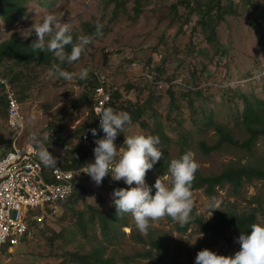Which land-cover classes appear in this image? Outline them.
Instances as JSON below:
<instances>
[{
    "label": "rangeland",
    "instance_id": "374dc122",
    "mask_svg": "<svg viewBox=\"0 0 264 264\" xmlns=\"http://www.w3.org/2000/svg\"><path fill=\"white\" fill-rule=\"evenodd\" d=\"M138 1L142 2L139 16L135 12ZM104 2L53 0L48 8L38 1L28 6L27 16L16 29L25 39H38L34 25L42 23L46 14L55 15L61 25L70 24L78 37L93 35L99 22L103 24V36L95 37L68 70L86 69L89 75L85 80L50 77L47 67L23 70L29 89L27 99H19L26 119L20 143L33 144L34 134L56 138L55 134L61 129L69 138L68 149L80 144L76 131L94 120L92 98L96 75L106 82L107 89L118 93L113 108L117 113H124L121 107L132 111L140 106L145 109L146 103L151 105L141 121L132 120L126 124L124 132H119L114 141L118 152H122L127 147L124 145L126 136L141 133L159 136L158 147L163 152L161 159L166 167L163 173L148 171L146 185L147 182L154 185L158 177L170 185V178L165 180V176L169 175L170 161L180 157V145L176 141L181 131L191 132L187 150L195 153L199 174L211 176L221 173L228 165L264 162L263 138L256 141L251 153L230 146L209 154L199 149L200 142L211 146L217 140L214 129L205 125L204 119L211 111L242 143L246 135L238 120L246 109V102L241 94L248 95L251 102H254V95L264 100V48L257 35V29L264 30V0H223L227 14L216 27L214 41L210 40L209 27L200 20L201 11L195 7L190 10L179 3L180 0H127L125 8L119 10ZM256 14L262 17L263 27L252 26ZM55 31L53 28V34ZM11 33L0 20V42L8 39ZM47 37L50 36H46L45 41ZM15 65L14 61L7 60L0 64V71L9 75ZM3 112L0 108V148L4 153L9 146L5 139H14L18 132L8 125V116ZM161 133L166 138L161 137ZM53 142L50 147L59 160L67 150L56 147ZM79 179L87 190L85 201L61 206L56 214L47 215L44 225L34 226L32 238L23 240L20 246L6 247L0 253V264H71V255L89 254L94 250H100L111 264H195L202 244L211 238L195 225L186 233H180L178 223L166 217L150 222L151 227L144 235L137 230L131 214L123 225L117 226L109 241L103 239L97 219L82 234L76 223V213L84 215L87 211L91 217L89 206L108 213L114 206L113 191L129 185L123 180L113 181L110 173L100 186L95 185L88 174ZM192 192L193 212L206 220L220 210L211 211L207 207L215 197L220 202V211L255 212L257 223L264 224V180L246 182L239 191L226 185L217 188L211 197L204 189ZM228 237L233 239V234ZM156 241H164L166 251L154 248L151 243ZM226 241L228 239H223L206 248L217 254L234 255L239 243Z\"/></svg>",
    "mask_w": 264,
    "mask_h": 264
},
{
    "label": "trees",
    "instance_id": "16d2710c",
    "mask_svg": "<svg viewBox=\"0 0 264 264\" xmlns=\"http://www.w3.org/2000/svg\"><path fill=\"white\" fill-rule=\"evenodd\" d=\"M38 1L39 5L43 7H51L53 5V0H0V20L4 25L9 27L12 30L10 37L2 42H0V64L10 60L15 62V66L12 68L11 74L5 75L0 71V75L8 80L12 90L16 93L18 101L25 100L28 97L29 84L25 72V68L35 70V68L47 67L51 68L52 64L59 63L53 53L47 51H39L38 53L31 46L34 41L37 39L30 37L25 39L20 33L16 32V29L19 23L27 16L28 6ZM107 6L112 5L114 9H123L126 6L127 0H103ZM223 0H180L179 3L188 6L190 10L198 9L200 12V20L203 25L209 27L210 40L214 41L216 37V27L219 22L223 21L226 18V7H224ZM175 10L178 8V4L173 6ZM136 15L139 16L142 12V2L138 1L135 7ZM256 21V24H254ZM255 21H253L252 26H262V17L256 14ZM73 41L77 40V33L72 32ZM257 35L260 42L263 44L264 48V30L257 29ZM51 37H47V41ZM46 41V43H47ZM66 51H71V45L66 47ZM72 64L64 63L61 67L64 70H70ZM18 67L20 70H17ZM94 80L96 84L93 85V93L99 84V79L94 75ZM112 93V102L109 107L114 108V101L118 97V93ZM171 93V91H169ZM243 99L246 102V109L240 117L238 122L241 126V129L245 132L246 140L242 143H239L234 134L229 128L228 125L219 123L215 118V112L211 111L207 117H205V125L211 129H214L215 135L217 137L216 142L207 146L204 142L199 143V149L204 154H209L211 152L222 150L225 146L230 147H240L247 152L251 153L253 147L257 140L263 138L264 140V100L260 99L256 95L253 96L254 102H251L248 95L241 94ZM172 103L175 104L174 97L172 98ZM94 97L92 98V114H93V123L85 128H81L76 131L77 136H81L85 131L91 132V129L95 127V115L93 112ZM151 107L148 103L145 104V109L143 107H138L136 110H130L129 108L121 107L124 112L129 113L131 116V121H141L143 114L147 109ZM0 108L4 110L3 114L6 113L8 116V101L7 95L4 92L2 85H0ZM59 131V129H58ZM63 133V134H62ZM103 132L100 134L99 139H101ZM56 138L51 136L49 137L50 143L67 150L66 155H63L59 160H57V166H61L66 169H82L85 166L86 159L93 154V152L84 147L81 144L76 145L74 148L68 149V140L69 138L61 132L55 134ZM163 138H166L164 133L160 135ZM189 136L191 132L181 131L179 139L176 141L180 145V156L187 151ZM5 142L11 147L12 139L6 138ZM50 147V146H49ZM55 156V155H53ZM58 156V155H57ZM58 159V157H57ZM95 161L92 160L91 162ZM166 163L160 159L157 163L154 164L153 168L149 171L152 172H164ZM82 177V176H81ZM195 180L192 185V190L204 189L206 194L210 197L213 196L217 188H223L226 185H230L234 191H239L246 182L252 181L253 179L264 180V162L260 164H244V165H228L224 170L216 175L206 176L199 174L198 171L195 174ZM80 178V177H79ZM77 178V186L75 189V194L68 201L62 204L63 207L77 205L80 202L85 201L87 196V190L80 183L83 180ZM147 186L151 188L152 194H155V188L152 182H147ZM89 209L92 211V216L90 217L87 211H84L82 215L81 212H77L76 223L80 228V232L85 234L87 228L94 220H98L99 228L101 235L105 241H109L114 237L116 228L118 225H123L127 216L130 214H125L122 217L116 215L115 206L111 207L108 213L100 212L95 207L89 206ZM68 210V209H67ZM192 220L181 227L177 224V230L180 233H186L187 230L192 226L200 227L205 233H209L212 239L204 241L202 244L201 250L215 243L221 242V240H226L230 244H234L239 237L241 232L250 233V226L253 223L258 222L257 214L255 212H235V211H216L214 215L206 220L203 217L198 216L196 213L192 212ZM171 220V217H167ZM40 225L32 223V227ZM233 234V239L229 238V234ZM236 240V241H234ZM154 248L158 251H166L167 244L164 241H156L151 243ZM71 264H111L110 260H106L102 256L100 250H94L89 254H73L71 255ZM64 264V263H62Z\"/></svg>",
    "mask_w": 264,
    "mask_h": 264
},
{
    "label": "clouds",
    "instance_id": "9594fccd",
    "mask_svg": "<svg viewBox=\"0 0 264 264\" xmlns=\"http://www.w3.org/2000/svg\"><path fill=\"white\" fill-rule=\"evenodd\" d=\"M53 28L56 31L53 34ZM38 39L32 43L36 52L47 51L54 54L59 63L52 64L48 75L53 78H62L66 81L74 79L85 80L88 71L79 72L64 70L61 65L65 62L72 64L81 58L87 46L95 37L103 36V24L97 22L93 35H80L73 41L72 26L68 23L60 24L53 14H46L42 23L34 25ZM51 38L45 41V37ZM71 45V51L66 47ZM96 115L100 118V128L104 137L95 140L93 163L84 166L82 172L88 174L95 185L100 186L103 179L111 174L113 181L123 180L129 185L127 188H117L113 191V204L116 215L122 217L131 214L137 230L146 235L151 227L150 222L159 221L164 217H171L181 227L192 220L195 206L192 185L195 174L200 165L195 159V153L187 150L179 158L172 159L168 166L170 185L156 179L152 194L151 188L145 183L146 173L151 170L163 156L159 136L135 134L126 136V149L118 152L114 143L119 132L131 122L129 113H117L113 108H97ZM93 136L97 135L95 128L91 129ZM33 155L46 167H57V158L49 152V137L33 135ZM118 157V159H117ZM135 184L133 187L132 185ZM207 207L213 211L220 209V202L211 198ZM250 233L241 232L237 238L240 247L234 255H222L207 248L200 250L195 257V264H264V224L253 223ZM196 241V240H195ZM191 242L192 244L195 243Z\"/></svg>",
    "mask_w": 264,
    "mask_h": 264
},
{
    "label": "built area",
    "instance_id": "2783aa9c",
    "mask_svg": "<svg viewBox=\"0 0 264 264\" xmlns=\"http://www.w3.org/2000/svg\"><path fill=\"white\" fill-rule=\"evenodd\" d=\"M0 85L7 95L8 125L18 133L12 139L11 147L0 151V253L6 247H17L26 239L34 236L32 223L45 222L47 215H54L58 209L75 194L77 178L83 177L82 169H66L61 166H44L33 155V144L20 143L26 130V119L21 112L20 103L8 80L0 75ZM93 112L97 135L85 131L80 144L93 154L86 159L85 166L94 156L95 140L99 139L102 129L97 108H107L112 102V93L106 82L99 77L94 91ZM54 155V150L49 147ZM81 175V176H80Z\"/></svg>",
    "mask_w": 264,
    "mask_h": 264
},
{
    "label": "crops",
    "instance_id": "0c3cea01",
    "mask_svg": "<svg viewBox=\"0 0 264 264\" xmlns=\"http://www.w3.org/2000/svg\"><path fill=\"white\" fill-rule=\"evenodd\" d=\"M7 149H8V148H7ZM3 150H4V149L0 148V151H2V152H3Z\"/></svg>",
    "mask_w": 264,
    "mask_h": 264
}]
</instances>
